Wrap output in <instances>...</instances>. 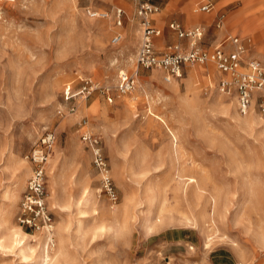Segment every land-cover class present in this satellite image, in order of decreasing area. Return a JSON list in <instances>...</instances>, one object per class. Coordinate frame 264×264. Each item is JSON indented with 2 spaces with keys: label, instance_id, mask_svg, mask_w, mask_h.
Listing matches in <instances>:
<instances>
[{
  "label": "rangeland",
  "instance_id": "obj_1",
  "mask_svg": "<svg viewBox=\"0 0 264 264\" xmlns=\"http://www.w3.org/2000/svg\"><path fill=\"white\" fill-rule=\"evenodd\" d=\"M155 2L152 19L163 31L158 50L188 48L169 29L177 22L202 27L208 52L228 37L250 39L240 73L251 60L264 64V0ZM209 2L212 12H202ZM137 7L132 0H0V264H35L44 247L53 264H264L256 242L264 235V92L255 90L243 114L236 78L212 63L187 66L172 82L160 70L138 67ZM190 15L204 20L190 22ZM225 48L234 49L231 42ZM120 72L137 83L124 96L117 92ZM86 80L95 88L87 98L79 95ZM222 80L233 82L231 93L222 92ZM47 132L56 137L46 164L51 233L18 223L34 168L27 156ZM85 134L100 140L116 204L101 190ZM19 160L29 169L23 182ZM216 209L208 231L204 222ZM14 233L28 235L23 253Z\"/></svg>",
  "mask_w": 264,
  "mask_h": 264
},
{
  "label": "built area",
  "instance_id": "obj_2",
  "mask_svg": "<svg viewBox=\"0 0 264 264\" xmlns=\"http://www.w3.org/2000/svg\"><path fill=\"white\" fill-rule=\"evenodd\" d=\"M137 4V13L141 18L143 34L141 44L137 54V65L151 70H160L164 73V80L172 82L182 77L184 68L194 65H206L212 63L218 71L223 74H231L234 81L238 98L239 108L246 114L253 102L255 90L264 89V64L258 60H251L248 63V72L240 73L239 70L244 65V58L247 47L238 36L228 37L226 41L217 46L213 51H205L202 47L205 31L202 27L190 29L183 28L179 23L173 22L169 25L178 38L189 42L188 48L183 44L167 46L164 50L156 48V39L163 35V32L154 26L152 15L156 13L157 7L152 0H132ZM214 9L212 3H207L201 7L202 12L209 13ZM124 11L118 9L116 17L118 24L122 25ZM100 18L106 14L99 15ZM224 16L219 21V26L223 25ZM119 36L113 39V43H119ZM231 42L234 47L229 51L225 44ZM137 83L134 76L122 72L119 76L117 92L120 96L132 93L136 89ZM233 82L222 80L221 90L224 93H231ZM95 88L90 80L83 81L79 95L89 97ZM72 86L68 85L65 90L66 101H71L75 95L72 94ZM109 90L106 91L107 95ZM108 100L113 102V98L108 96ZM264 105V97H263ZM75 112V108L71 109ZM56 137L53 132H47L27 156V160L33 165V173L28 182L26 194L20 205L18 223L22 228L34 231H45L51 233L53 230V217L49 211L46 193V164L55 145ZM84 142L91 148L93 153L94 168L101 176L102 192L109 198L111 203L118 202V193L114 180L110 173L108 161L103 153L100 140L91 134L83 136Z\"/></svg>",
  "mask_w": 264,
  "mask_h": 264
},
{
  "label": "bare ground",
  "instance_id": "obj_3",
  "mask_svg": "<svg viewBox=\"0 0 264 264\" xmlns=\"http://www.w3.org/2000/svg\"><path fill=\"white\" fill-rule=\"evenodd\" d=\"M103 14V13H102ZM192 17V16H191ZM110 25H112V22H108ZM118 53V52H117ZM121 73V72H120ZM193 73V72H192ZM193 75V74H192ZM173 87H175V86H173ZM150 124H153L155 121H154V119L153 118H150ZM166 123V122H165ZM166 126H167V128H168V130H170V132H172V138H173V140H174V142H175V140H176V135L173 133V130H172V128L168 125V123H166ZM60 152H58L57 151V154L58 155H60L59 154ZM57 161V159H55L54 160V162H56ZM17 162V161H16ZM19 163L17 164V166H16V173L18 174V173H21V175H20V177L22 178V182L23 181H25V179H27V177L29 176V169L26 167V166H23V165H21V160H19L18 161ZM54 170V169H53ZM58 177H59V169H58V171L54 174V180L55 181H57V179H58ZM54 181V182H55ZM198 185V189H200V191H201V187H200V183H198L197 184ZM15 192V191H14ZM8 194V193H7ZM16 196H17V193H16ZM13 203V202H12ZM82 204V203H81ZM165 211H161V215H162V213H164ZM85 212L83 211V210H80V212H79V214L80 215H82V214H84ZM207 213V212H206ZM204 215H205V213H204ZM218 215H219V211H218V209H216V210H214V213H213V215H211V216H209L210 217V219L208 220V221H205L204 223L206 224V227L208 228V231H213L214 230V227L216 226V224H217V217H218ZM208 216V215H207ZM204 217L205 216H203V217H200V219H198V220H195L194 222H193V226H199V224H200V221H201V218H202V222H203V219H204ZM164 219H161L160 221L162 222ZM189 221V220H188ZM162 224V223H161ZM81 228H82V224H81V221H79V224H78V228H77V230H76V232H75V234H76V236L79 234V230H81ZM24 234V233H23ZM27 236L28 235H22V234H20V233H14L13 235H12V242H13V245H16V246H19L20 248H22L21 249V251H22V253H23V251H25V249H26V247H27V244H26V238H27ZM256 242H257V244L259 245V248L260 249H264V235H257V238H256ZM11 244V243H10ZM15 247V246H14ZM16 248V247H15ZM30 250V249H29ZM27 251V250H26ZM32 252V251H31ZM31 252H28V253H31ZM42 252V255H41V257L38 259V260H36L35 261V264H45V263H48V264H53V261H49V252H48V249H46L45 247L43 248V250L41 251ZM25 254V253H24ZM57 255V254H56ZM25 256L27 257V255L25 254ZM29 256H30V254H29ZM241 256H242V258H243V254L241 253ZM27 258H29V257H27ZM25 259V258H24ZM55 259H56V257H55Z\"/></svg>",
  "mask_w": 264,
  "mask_h": 264
},
{
  "label": "crops",
  "instance_id": "obj_4",
  "mask_svg": "<svg viewBox=\"0 0 264 264\" xmlns=\"http://www.w3.org/2000/svg\"><path fill=\"white\" fill-rule=\"evenodd\" d=\"M194 1H197V0H194ZM211 3V2H210ZM153 4L157 7V11H156V13L158 12V10H159V6L157 5V2H155V0H153ZM195 12H198V10H196ZM212 12V11H211ZM210 13V12H209ZM155 16H157V19H159V17H160V15H155ZM191 16V15H190ZM190 16L188 17V20L190 21V22H202L203 20H204V18L201 16V15H192V17L190 18ZM156 20V19H155ZM196 20V21H195ZM171 23H173V22H171ZM170 23V24H171ZM177 23V22H176ZM153 24H154V26L155 27H157L156 25H155V23H154V19H153ZM217 24H219V21H218V23ZM223 26V25H222ZM222 26H219V25H217V28H222ZM247 26V25H246ZM157 28H159V27H157ZM160 29V28H159ZM170 29V28H169ZM161 30V29H160ZM162 31V30H161ZM163 32V31H162ZM132 33V32H131ZM158 38H160V37H158ZM243 41H244V45L247 47V49H249L250 48V46H252V41L249 39H242ZM137 42H134V44H136ZM174 90H176V89H173L172 91H174ZM263 92H264V89H263Z\"/></svg>",
  "mask_w": 264,
  "mask_h": 264
}]
</instances>
